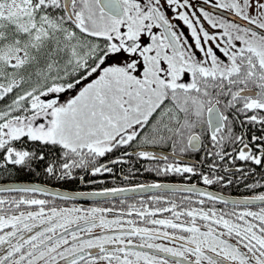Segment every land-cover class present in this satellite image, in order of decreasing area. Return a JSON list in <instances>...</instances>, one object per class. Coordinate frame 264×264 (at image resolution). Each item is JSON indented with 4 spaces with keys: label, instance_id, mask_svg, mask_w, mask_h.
Listing matches in <instances>:
<instances>
[{
    "label": "snow or ice",
    "instance_id": "snow-or-ice-1",
    "mask_svg": "<svg viewBox=\"0 0 264 264\" xmlns=\"http://www.w3.org/2000/svg\"><path fill=\"white\" fill-rule=\"evenodd\" d=\"M0 264H264V0H0Z\"/></svg>",
    "mask_w": 264,
    "mask_h": 264
},
{
    "label": "flooded vegetation",
    "instance_id": "flooded-vegetation-1",
    "mask_svg": "<svg viewBox=\"0 0 264 264\" xmlns=\"http://www.w3.org/2000/svg\"><path fill=\"white\" fill-rule=\"evenodd\" d=\"M156 179L154 176L145 173L143 176H139L137 182H143L145 180H153ZM165 182H175L172 178H168L167 181ZM70 187V186H69ZM230 191V194L233 196H244V195H251L252 193L247 192L246 190H244L243 185H240L239 188H233Z\"/></svg>",
    "mask_w": 264,
    "mask_h": 264
}]
</instances>
